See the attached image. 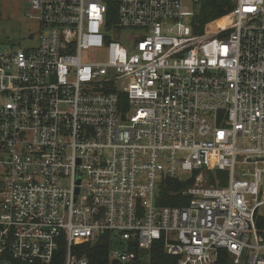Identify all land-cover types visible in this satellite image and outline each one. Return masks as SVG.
<instances>
[{
  "label": "built area",
  "instance_id": "1",
  "mask_svg": "<svg viewBox=\"0 0 264 264\" xmlns=\"http://www.w3.org/2000/svg\"><path fill=\"white\" fill-rule=\"evenodd\" d=\"M188 1L27 0L36 46L0 51V264H51L61 240L86 264L73 246L104 233L121 264L158 241L177 264H264V0L202 32ZM199 169L227 184L156 203Z\"/></svg>",
  "mask_w": 264,
  "mask_h": 264
},
{
  "label": "trees",
  "instance_id": "2",
  "mask_svg": "<svg viewBox=\"0 0 264 264\" xmlns=\"http://www.w3.org/2000/svg\"><path fill=\"white\" fill-rule=\"evenodd\" d=\"M233 8L230 0H198L196 4V16L192 21L193 30L196 32L204 31L206 25L213 20L227 14ZM112 15V9L108 11ZM198 170L186 180H179L174 177L164 175L158 185L156 203L159 206L181 205L186 202V197L181 192L191 185L197 175ZM208 184H215L216 178L224 173L207 171ZM219 180V184H221ZM264 226V222L261 224ZM114 242L111 240L109 233L98 236L94 241L73 246V252L76 256H84L87 259L86 264H111L110 250ZM65 242L60 241L59 248L55 252L51 264H64ZM127 264H177V258L167 255L160 241L155 242L149 252L136 250V258ZM215 264H231V259L226 250L218 251Z\"/></svg>",
  "mask_w": 264,
  "mask_h": 264
},
{
  "label": "rangeland",
  "instance_id": "3",
  "mask_svg": "<svg viewBox=\"0 0 264 264\" xmlns=\"http://www.w3.org/2000/svg\"><path fill=\"white\" fill-rule=\"evenodd\" d=\"M187 5L190 10L194 9V5L190 2H187ZM30 11L27 0H0V51H5L12 46L21 45L24 48H31L36 46V33L39 30V24L36 20L29 17L28 12ZM128 29L124 30V33L127 34ZM29 34H35V37L29 39L27 36ZM178 155H186V152H179ZM236 163L234 165V173L238 178L240 177V172L242 169L250 168V166L242 164V157H236ZM197 170H193L189 173L179 172L177 178L186 180L189 178L193 172ZM224 173V178L220 176L215 179H219L221 184L220 186H225L227 184V172L222 170H214L212 173ZM202 175L201 183L208 184V174L207 171L203 169H199L197 174ZM195 182V179L194 181ZM216 184V181H215ZM188 202V198H186V202L181 205H185ZM260 212V211H259ZM261 218V214L258 213L257 219ZM260 225L262 222H259ZM262 228L264 226L261 225Z\"/></svg>",
  "mask_w": 264,
  "mask_h": 264
},
{
  "label": "water",
  "instance_id": "4",
  "mask_svg": "<svg viewBox=\"0 0 264 264\" xmlns=\"http://www.w3.org/2000/svg\"><path fill=\"white\" fill-rule=\"evenodd\" d=\"M31 37H32V34H29L28 38H31ZM111 264H121V263H119L116 259H112Z\"/></svg>",
  "mask_w": 264,
  "mask_h": 264
}]
</instances>
